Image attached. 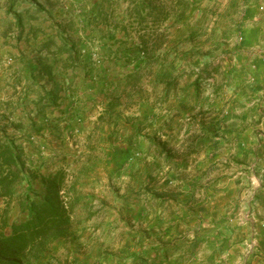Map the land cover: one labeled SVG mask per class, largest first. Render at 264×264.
Returning <instances> with one entry per match:
<instances>
[{
	"label": "crops",
	"instance_id": "crops-1",
	"mask_svg": "<svg viewBox=\"0 0 264 264\" xmlns=\"http://www.w3.org/2000/svg\"><path fill=\"white\" fill-rule=\"evenodd\" d=\"M232 1L227 14L239 15L240 24H226L223 40L195 37L190 31L202 25L169 19L165 27L176 32L159 46L155 66L141 57L131 64L104 58L105 48L123 47L115 43V21L124 20L117 0H0V106L15 101L21 118L36 111L43 91L58 95V108L17 138L37 144L47 133L70 145L69 138L86 141L98 132L105 143L84 152L78 192L70 193L71 225L39 255L0 264H248V243L264 235L263 218L241 209L248 181L264 190V106L263 89L248 93L244 85L263 77L264 46L257 23L245 18L253 1ZM111 10L114 19L105 25L101 18ZM184 27L189 32H180ZM61 44L81 50L80 66L65 69ZM138 48L130 34L124 50L135 55ZM45 63L56 64L52 82L41 71ZM167 63V77L154 72L143 97L131 102L122 93L105 120L108 97L121 93L126 75ZM230 78L239 79L232 88ZM32 170L38 178L52 174L49 166ZM36 184L31 199L44 194Z\"/></svg>",
	"mask_w": 264,
	"mask_h": 264
},
{
	"label": "trees",
	"instance_id": "trees-1",
	"mask_svg": "<svg viewBox=\"0 0 264 264\" xmlns=\"http://www.w3.org/2000/svg\"><path fill=\"white\" fill-rule=\"evenodd\" d=\"M120 8L123 9L122 16L124 20L117 22L114 28H118L121 34L120 38L115 42L118 47L114 50L111 47L104 49V58L112 63L115 60H124L126 63H133L141 57L147 62L152 63V56L157 47L158 40L154 37L155 29L158 25L166 21L168 14L162 6L158 5L159 0H117ZM116 5V3H115ZM113 10L106 16L101 18L103 24H108L114 19ZM130 34H134L139 41V52L135 55L124 50L129 40ZM47 43V47L50 46ZM64 49L61 54H68L69 60L65 64V69H74L80 66L79 50L75 45L69 48L66 46H58L57 54ZM53 66H56L54 64ZM53 66L44 64L42 73L47 78L48 82L54 80L51 72ZM139 69L128 74L119 82L118 88H122L121 93L114 92L108 97L110 100L104 112L109 118L112 110L119 104V98L122 93H126L130 85L135 84ZM74 76H72V79ZM44 80L38 78V81ZM69 87H66V90ZM61 91V90H59ZM58 95L53 91H43L34 103L36 111L32 115L22 113V117L14 121L13 111L9 107L10 102L0 106V200L4 202L5 207L9 201L17 195L23 183L27 182V178L32 177L34 180L39 179L42 183L44 194L42 197L26 196L24 201L23 211H27L30 218L21 223H15L10 226V234L5 235L0 231V258L5 260H14L25 262L29 257H35L41 253L46 244L52 240L54 235L59 231L71 225L72 205L65 200L66 193L64 192V181L66 174L64 170H59L55 174L48 176L35 177L27 166L26 155L23 148L18 144L16 132L24 129L26 126L35 128L36 120L44 118L46 111L53 112L58 108ZM25 103V102H24ZM26 105V103H25ZM22 112H25L24 104ZM5 108V109H3ZM58 123V122H56ZM9 129L11 132L9 133ZM54 130H57L55 125ZM32 188V185H29ZM26 195V194H25ZM36 196V194H35ZM6 213V210H3ZM3 229L5 222H2ZM30 259V258H29Z\"/></svg>",
	"mask_w": 264,
	"mask_h": 264
},
{
	"label": "rangeland",
	"instance_id": "rangeland-1",
	"mask_svg": "<svg viewBox=\"0 0 264 264\" xmlns=\"http://www.w3.org/2000/svg\"><path fill=\"white\" fill-rule=\"evenodd\" d=\"M231 0H159L158 5L162 6V8L165 10L166 14H168V17L166 18V21L162 24L158 25V27L155 29L154 37L158 40L157 47L154 50V54L152 56L153 60L152 63H155L159 59L158 49L159 46L163 43H168L173 37L174 33L176 31L170 30L168 27H165V24L169 19L176 18L175 22L177 23H185L188 25L198 24L202 25V27L198 26L196 27V31H190L193 34H195L198 38L201 39H215V40H223V38H227L224 35L225 25L228 24L231 20L234 24L239 25L240 24V16L235 15L233 17L229 16L227 14L226 7ZM253 1V4L251 7H254V9H257L256 14H254L253 11L250 12L248 16H245L248 21L246 22H256L258 25V28L260 29L259 32H261V41L264 46V0H251ZM231 5H235V7H239L236 0L231 2ZM243 6H247L246 2ZM231 8V7H230ZM259 9V10H258ZM231 17V19L229 17ZM122 13L119 14L118 19H121ZM229 18V19H228ZM190 27H188L189 29ZM193 28V27H192ZM238 29V27H235ZM186 27H184L183 30L180 32L186 33L189 32ZM217 30L215 34L212 35L211 30ZM210 30V31H209ZM178 31V33H180ZM244 34V31L239 30V34ZM237 34V36L239 35ZM236 37V35H234ZM264 63V61H263ZM155 66H152L148 70H145L144 72H140L137 76L136 82L133 85H130L127 89L126 93L124 92L122 95L125 97V99L130 101V99H138L142 98V92L143 88L146 86H150V80L153 78L154 72H157V76H163L167 77L170 74L169 69H172L173 64L167 63L166 66H162L160 69L159 67L156 68ZM127 71V69H125ZM174 71V70H173ZM175 72V71H174ZM180 72V71H179ZM178 72V73H179ZM124 74V73H123ZM175 74V73H174ZM113 76H117L112 73ZM227 82H231V88L234 86L237 82H239V79H229L226 80ZM245 85H244V92H252L254 87L263 89V106H264V64H263V77L257 82H254V79L250 77V79H245ZM251 86V87H250ZM131 102V101H130ZM15 101L11 103L9 109L13 111V120L17 121L19 120V108L16 105ZM131 105V104H130ZM5 109V108H3ZM33 112L30 113L32 115ZM105 120H110V118L107 115H104ZM9 133L11 130L9 129ZM93 132V131H91ZM44 136V137H43ZM46 136V137H45ZM42 138L40 142L37 144H33L34 140L26 139V141L18 139V144L23 148L26 160H27V166L28 168L32 170L36 165H39L40 168L42 167L45 169L46 167H50L52 174H55L59 170H64L66 174V179L64 181V192L66 193L65 197L67 201L71 202L73 205V201H70L71 195L70 193H73V195L78 192L77 187L79 186V181H75V174L80 175V173L84 170V165L86 160V155H84V152H97L100 150V148H103V145L105 143L101 141L100 133L95 132L94 134H90L88 136L89 138L85 141L83 138H69L71 139L70 142H57L56 140L52 139L49 140L48 134L44 133V135H40ZM39 153V159L37 158V155L34 157V154ZM263 163V162H262ZM50 170V169H49ZM263 170V176L260 178L261 180H264V168ZM50 174V175H52ZM39 176H41L39 174ZM35 177H38L36 174ZM36 181L42 185L41 181L36 179L34 180L32 177L27 178V182L23 183L20 189H18L17 195L13 197L9 203L8 206L5 207V204L3 201L0 200V224L4 225L2 222H5V226L8 227V222L10 219L14 220V223H21L24 219L22 212H19V209L21 210L24 204V201L26 202V196L35 194L38 192V185L36 184ZM264 183V182H263ZM29 185H32V188L29 187ZM260 185V184H259ZM243 190L244 193V204L241 206V209H245L246 215L250 218L251 215H254L256 218H263L264 222V190L263 188L256 187L255 185H251L248 181V184L244 187ZM44 191V189H43ZM26 194V195H25ZM73 208V206H72ZM6 210V213H3V210ZM24 222V221H23ZM264 227V224H263ZM3 228L2 233H4ZM256 242H249L246 247V262L248 264H264V235H262V240L259 242V237H256ZM50 244V241L46 244L45 247H48ZM31 258V257H29ZM27 258V259H29ZM242 261V259H241Z\"/></svg>",
	"mask_w": 264,
	"mask_h": 264
}]
</instances>
